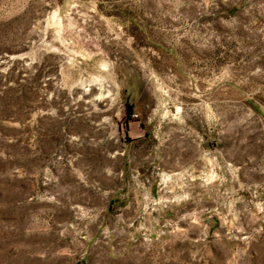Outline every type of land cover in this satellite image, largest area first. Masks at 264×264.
<instances>
[{
	"label": "rangeland",
	"instance_id": "rangeland-1",
	"mask_svg": "<svg viewBox=\"0 0 264 264\" xmlns=\"http://www.w3.org/2000/svg\"><path fill=\"white\" fill-rule=\"evenodd\" d=\"M0 264H264V0H0Z\"/></svg>",
	"mask_w": 264,
	"mask_h": 264
}]
</instances>
